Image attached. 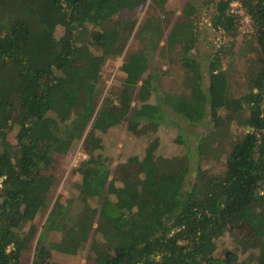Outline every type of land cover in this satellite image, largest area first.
<instances>
[{
  "label": "trees",
  "instance_id": "trees-1",
  "mask_svg": "<svg viewBox=\"0 0 264 264\" xmlns=\"http://www.w3.org/2000/svg\"><path fill=\"white\" fill-rule=\"evenodd\" d=\"M207 1L211 27L230 41L208 57L206 92L199 84L177 93L164 87L168 70L158 62H173L175 49L186 71L199 73L193 0L168 31L153 10L136 26L145 6L166 0H0V264H29L30 257L56 264V249L75 246L87 249L91 264H264V0ZM232 2L249 16L250 33H241ZM123 11L133 16L120 19ZM133 30L141 45L124 54L121 78L104 94L103 65L121 56ZM238 36L246 70L231 73L219 54L232 61ZM187 80L191 86L192 74ZM173 113L192 126L211 125L212 139L194 149L193 182ZM228 115L246 131L208 175L202 160L212 164ZM117 123L144 143L116 160L126 178L108 180L113 160L98 150L74 169L76 196L55 195L57 158L98 125ZM169 125L179 132L172 154L163 153L158 133ZM67 222L60 242L46 240ZM240 226L246 229L235 237ZM226 231L233 247L221 244Z\"/></svg>",
  "mask_w": 264,
  "mask_h": 264
},
{
  "label": "rangeland",
  "instance_id": "rangeland-1",
  "mask_svg": "<svg viewBox=\"0 0 264 264\" xmlns=\"http://www.w3.org/2000/svg\"><path fill=\"white\" fill-rule=\"evenodd\" d=\"M186 1L187 0H166L163 7H156V9H154L152 6H145L142 12L138 15L136 26L141 21L144 14H146L148 11L153 10L155 11V14L157 16L164 20V28L166 31H168L170 25L173 22L181 19L182 7ZM193 1L197 4V11L194 22L196 23V28L198 30L197 45L193 49V55L195 56V59L200 63L199 73L197 74L196 70H191V72L189 71L193 76V80L190 86V83L187 80V77L190 76V74L177 60L176 57L178 56L176 55L175 49H173L171 53L174 57L173 62H169L167 58L160 59L158 62V65L162 69L165 68L168 70V74L162 78L164 87L169 91L177 93H187L191 90L194 91L197 89V86H199V84H201V90L206 92V87L208 86V57L215 51H217L220 45L227 44V42L230 41V38L224 35L222 31L215 30L211 27L209 22L210 15L213 11L211 3H209L207 0ZM231 7L232 10L238 15L239 29L241 33H250L252 31L251 20L245 12L244 8L237 2H232ZM131 16H133L131 12L123 11L120 13L119 18L128 19ZM134 30L129 36L121 56L117 59H108L103 65L102 71L103 74H106V77L103 78L105 81L104 94H106L107 89L114 86L120 80L121 74L118 70L122 63L124 54L129 50H136L141 45L139 38H136L134 36ZM163 40L164 39H162V41L160 42V46L163 45ZM242 42V36H238L236 39L234 50L236 55L234 54L235 57L233 56L232 61H230L231 59L229 54H225L223 56L219 54L222 59V67L230 69L231 73H235L237 70H246V67L243 63L244 56L241 57L246 48L244 49L240 47L239 49V46ZM176 48L178 49V46H176ZM200 74L202 75V78ZM200 80H202V82ZM262 108L264 110V102L262 104ZM172 115L173 117L170 119V121L175 124L177 123L190 150L189 153L191 157V170L188 176V182H193L196 167L198 166V159L196 153L194 152V149L198 145L200 140L204 142L212 139L209 135H207L211 129V125L203 126V124H198L192 126L188 124L187 120L177 115L176 113H173ZM102 127L103 126H101L100 129L98 125V127L95 128L96 130L93 131V135L90 138H87L86 143L82 140L84 139V134L82 139L78 142L77 146L72 148L68 155L57 158L58 165L56 167L57 181L55 184V195L62 194L64 198L76 196L77 192L75 184L79 181L80 175L74 169L78 166V163L81 160H92L98 150H100L102 154L112 157L113 161L110 166L108 180L113 179L116 182H121L126 178L129 171L124 169H117L115 166L116 160L119 157H121V159H125L127 154L131 152L130 150L133 147H135L136 150L142 151L144 143L143 141H141V139L139 140L132 135H129L125 130V127L122 126L121 123H117L106 128ZM245 131L246 127L244 121L237 120L231 115H228L225 129L219 134L216 143L213 144L214 146L216 145L218 147V150L215 151L213 146L214 156L211 159L212 164L207 165L208 162H204V160H202L201 165L204 168H209L208 175H210V173H213V171H216L220 167V165L223 163V159L225 154L227 153L228 148L232 145V143L239 140L244 135ZM158 133L160 134L163 153L172 154L180 149V147H176V145L174 146V144L171 143V137L179 133L178 129L174 125L166 126L164 127V130L159 131ZM9 137L13 139V132L9 133ZM142 138L146 139V137L143 136ZM175 147L177 150H175ZM156 151L158 153L160 151L159 144ZM70 226L71 224L67 222L62 230H48L45 234L46 240L50 242H60L63 235L70 231ZM245 229V226H240L239 230L236 229V235L234 236L236 237L237 235L243 234ZM221 238V244L223 247H233L227 231L223 233ZM86 255V248L75 246V248L71 251H62L56 249L53 253V260L56 264H91V262L89 263L87 261ZM28 260L29 264H32V257L28 258Z\"/></svg>",
  "mask_w": 264,
  "mask_h": 264
}]
</instances>
